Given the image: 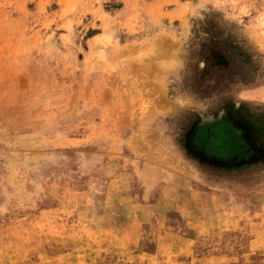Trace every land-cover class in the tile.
Returning <instances> with one entry per match:
<instances>
[{"label":"rangeland","instance_id":"rangeland-1","mask_svg":"<svg viewBox=\"0 0 264 264\" xmlns=\"http://www.w3.org/2000/svg\"><path fill=\"white\" fill-rule=\"evenodd\" d=\"M255 161L264 0H0V264L125 234L25 230L88 213L89 186L98 215L138 208L140 171L248 196Z\"/></svg>","mask_w":264,"mask_h":264},{"label":"crops","instance_id":"crops-1","mask_svg":"<svg viewBox=\"0 0 264 264\" xmlns=\"http://www.w3.org/2000/svg\"><path fill=\"white\" fill-rule=\"evenodd\" d=\"M257 164L252 162V166ZM134 179L142 188L132 199L139 209H122L115 215L105 209L98 215L91 209L93 195L89 186L84 191L88 194L85 204L89 205L88 213L84 208L70 215L72 218L54 217L51 223H46L52 227L45 223L40 227L28 224L25 229L125 234L88 241L75 249L62 250L58 246L56 250L47 249L46 254L32 256L30 264H264V191L248 196L206 192L194 203L193 193L179 187L168 188L174 184V178L171 183L159 177L148 179L140 171ZM124 181L121 175L108 182L117 186L119 182L124 185ZM73 193L81 198L80 190ZM51 211L62 212L60 208ZM109 216L122 222L109 223ZM124 216L130 217L124 220ZM147 216L154 217L156 222L146 223ZM178 220L183 224L174 223ZM146 233H153V239L146 241ZM113 253L115 256L109 255Z\"/></svg>","mask_w":264,"mask_h":264},{"label":"flooded vegetation","instance_id":"flooded-vegetation-1","mask_svg":"<svg viewBox=\"0 0 264 264\" xmlns=\"http://www.w3.org/2000/svg\"><path fill=\"white\" fill-rule=\"evenodd\" d=\"M262 152V151H261ZM255 162H258V163H263L264 161H255Z\"/></svg>","mask_w":264,"mask_h":264}]
</instances>
